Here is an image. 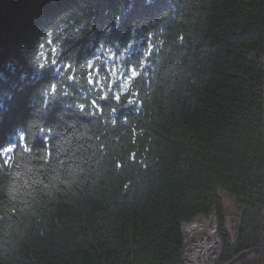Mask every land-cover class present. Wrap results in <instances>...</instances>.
<instances>
[{
    "label": "trees",
    "instance_id": "trees-1",
    "mask_svg": "<svg viewBox=\"0 0 264 264\" xmlns=\"http://www.w3.org/2000/svg\"><path fill=\"white\" fill-rule=\"evenodd\" d=\"M134 9L151 38L139 49L155 50L125 83L98 32ZM7 52L55 94H40L54 102L45 110L8 89L28 108L16 121L28 144L0 146V264H186L182 223L213 209L223 246L212 264H264V0H0V69ZM60 54L69 70L55 74L44 64ZM8 121L0 109V143L15 135ZM223 192L239 211L234 236Z\"/></svg>",
    "mask_w": 264,
    "mask_h": 264
},
{
    "label": "bare ground",
    "instance_id": "bare-ground-1",
    "mask_svg": "<svg viewBox=\"0 0 264 264\" xmlns=\"http://www.w3.org/2000/svg\"><path fill=\"white\" fill-rule=\"evenodd\" d=\"M117 1L121 3L122 0H115V2ZM134 10L135 11L132 12L131 17H127L128 12L126 13L127 15L126 14L123 15L128 20L125 19L124 24H116V29H117L116 31H113V28H110L107 26V27H104L103 31L98 32V34L100 35H105V39L114 41L115 43L114 47L111 45L109 47H111L114 50L113 59L116 60V62L117 60L121 62L120 64L117 63V65L128 66L129 71L126 74V76H124L120 72L124 76V78L122 77V79H123V82L125 83L133 82V80L137 76L135 72L140 71L137 67L135 69H132L130 67H133L136 64H139L140 60L142 59L146 58L147 61L149 60L148 56L145 54V51L142 49H139V46L141 45V41L151 40V38L147 35L146 26L142 24V21L141 20H139V22L137 21L138 19H144L143 17H141L144 15H141L137 11V9H134ZM163 10H166L165 5H163ZM141 11L142 12L147 11V6L142 5ZM41 14L45 16L46 18L45 20L49 18V21L51 18L53 19L62 18L61 17L62 14L57 13L56 15V12L52 11L51 9L50 10L41 9ZM137 14H139V16ZM131 21L133 22L132 25H128L129 24L128 22H131ZM70 24L71 22L69 24L62 23L61 26L67 28L69 27ZM73 25L77 28L79 26V23L77 21H74ZM49 28L51 29L53 28V26L50 25ZM96 32L97 31L93 33H96ZM32 34H36V33L32 32ZM131 37L134 40H137L138 42L129 44L128 40H130ZM47 45L52 46L50 36L49 38H46L45 40L43 39L41 40V44L38 45L36 51L38 50V48H40L39 46H47ZM22 46H28V40H24L22 42ZM162 46L163 45H160L159 48H161ZM17 54L19 56L20 53L19 52H14L12 54H10L9 52L5 53L4 57L9 60L7 61V63H4L2 65L5 67L0 69V109L4 110L5 114L6 112H8V114L10 115L11 122L8 121V123L9 124L11 123L10 126H13V131L15 132V135L12 139H10V137L7 136V139L1 142L0 146H2L6 142L7 144L11 142L13 144V147L18 146L19 144H21L20 147L28 144V135L26 134L24 127L22 125H19L18 122H16L18 121V119H20L17 113L26 112L28 108L26 107V105L23 106L24 102H21V101H14V104H13V99L15 100V97L11 96V99H10V94H9L8 89L12 88L15 91V93H26L27 91H32L31 93L33 94L32 95L30 94L31 96L25 95V94H23V96L29 97L28 100L31 101V104L33 106L35 102L41 101L42 99L40 97V94L42 93V86L44 83L42 82V80H40L43 77V75H41L40 69L34 66L32 61L30 60L29 61L31 62V65H28L26 67L25 63L21 62V60L10 59L11 57ZM44 56H45V53L41 52L36 57L39 61H41L44 58ZM97 60L101 61L102 59L98 58ZM19 65L21 66V68L24 69L23 70L24 72H22L21 74L17 73L20 70ZM12 71H15L16 73H12ZM12 78L17 79V81L15 80L12 81ZM16 96L18 100L25 101V98L21 94H18ZM56 96H58V93ZM41 103H42L43 109L45 110L49 109L52 105H54V102L51 99L44 98V97ZM13 106L16 107V110L11 112V110L9 109L10 108L12 109ZM62 108H64L63 105H62ZM7 118L8 116L6 117V120ZM1 121H2V118H1ZM0 126H2V124H0ZM35 137L42 138L39 128H38V131L35 132ZM45 142L47 143V140ZM42 143L44 144V142ZM42 143L40 144L42 145ZM26 151L28 153L30 152L28 148H26ZM10 153L11 152H8V153L6 152L5 154L7 156ZM225 214L228 219L227 221L228 223H225V225L228 224L227 226H231L232 221L234 220L236 216L235 215L236 212L235 210H233ZM216 215L217 214H214L212 212H210L207 215L201 214V215H198L196 218H194L191 222L184 224L183 229L186 235V237L184 238V241L186 244L185 254H186L187 264H211L214 261V259L217 257V255H219L221 245H220V236H219V233L217 232V227H216V218H215ZM238 262L240 263V260H238ZM241 264H244V263H241Z\"/></svg>",
    "mask_w": 264,
    "mask_h": 264
},
{
    "label": "rangeland",
    "instance_id": "rangeland-1",
    "mask_svg": "<svg viewBox=\"0 0 264 264\" xmlns=\"http://www.w3.org/2000/svg\"><path fill=\"white\" fill-rule=\"evenodd\" d=\"M9 2H10V0H9ZM113 2V1H112ZM60 34H61V32H60ZM59 36V34H58V32H57V34H56V37H58ZM164 40V39H163ZM148 49H150L148 52H149V55H148V58L150 59V57H153V54H152V51L154 52V50H155V48L153 47V43H148ZM144 51H146L145 49H144ZM158 51V54L155 56V57H159V58H161V52L159 51V50H157ZM97 52V54L99 55V54H101L102 52H103V50L100 48V50L99 51H96ZM62 56H63V54H60L59 55V66L57 65V61H55L56 59H57V56H56V58L55 59H53V60H47L46 61V63L47 64H44V65H46V66H48L49 67V70L50 71H55V74H57V72L59 73L60 72V70L59 71H57L55 68H62L63 66L65 67V69L68 67L67 66V63L69 62V61H67L66 59H62ZM155 57H154V61L156 62V64H155V72H157V66L159 65V62L157 63V59H155ZM117 68H118V66H117ZM67 70V69H66ZM69 70V69H68ZM67 70V71H68ZM118 70H119V68H118ZM62 72H64V73H68V72H66V71H62ZM67 76H69V78H64V77H62V73L59 75V76H56V79L54 80L57 84L60 82L61 84H63V85H65V86H67L68 88H71V86H72V83H73V80H71L70 79V77L72 76L70 73L67 75ZM55 78V77H54ZM53 80H48L47 82H45L44 84H43V86H42V93H43V96L44 97H46V95L47 96H53L55 93H54V90L52 89V86H53ZM7 150V149H6ZM3 151V150H2ZM222 199H223V207H224V210H225V213H227V212H231V211H233V210H235V212H236V216H235V218H234V220L232 221V225L231 226H227L228 224H224V226H225V231H226V233H228V234H230L231 236H234V221L236 220V217H237V214H238V210L236 209V206H235V198H234V196H232L231 194H229V193H226V192H223L222 193ZM215 208V207H214ZM211 211V210H210ZM214 211V212H213ZM212 213H214V214H217L216 213V210L215 209H213L212 211H211ZM209 214V213H208ZM199 215H201V214H199ZM204 215H207V214H204ZM198 215H196L194 218H196ZM193 218V219H194ZM216 227H217V232L219 233V236H220V245H221V248H220V253L222 252V246H223V240L221 239L222 237H223V232H222V229L220 228V223H219V219H218V217H217V215H216ZM192 219V220H193ZM192 220H190V221H186V222H183L182 223V225H184L185 223H188V222H191ZM225 223H228L227 221H228V219H227V216H226V214H225ZM181 229H182V234H183V237L185 238L186 237V235H185V232H184V229H183V226L181 227ZM184 244H185V242H184ZM219 253V254H220ZM184 261H185V263H186V254H185V251H184ZM187 264V263H186ZM212 264V263H211Z\"/></svg>",
    "mask_w": 264,
    "mask_h": 264
},
{
    "label": "water",
    "instance_id": "water-1",
    "mask_svg": "<svg viewBox=\"0 0 264 264\" xmlns=\"http://www.w3.org/2000/svg\"><path fill=\"white\" fill-rule=\"evenodd\" d=\"M214 212V211H213ZM182 226H184V225H182ZM185 249H186V244H184V251H185Z\"/></svg>",
    "mask_w": 264,
    "mask_h": 264
}]
</instances>
